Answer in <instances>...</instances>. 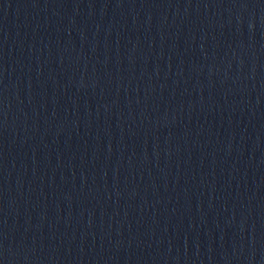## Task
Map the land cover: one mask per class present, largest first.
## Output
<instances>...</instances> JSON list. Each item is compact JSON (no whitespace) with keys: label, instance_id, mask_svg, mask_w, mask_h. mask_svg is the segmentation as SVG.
<instances>
[{"label":"water","instance_id":"obj_1","mask_svg":"<svg viewBox=\"0 0 264 264\" xmlns=\"http://www.w3.org/2000/svg\"><path fill=\"white\" fill-rule=\"evenodd\" d=\"M0 264H264V0H0Z\"/></svg>","mask_w":264,"mask_h":264}]
</instances>
